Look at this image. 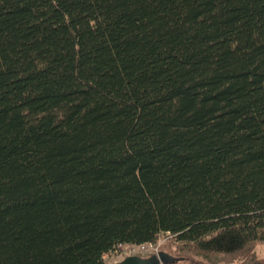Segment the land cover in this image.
<instances>
[{"label": "trees", "instance_id": "16d2710c", "mask_svg": "<svg viewBox=\"0 0 264 264\" xmlns=\"http://www.w3.org/2000/svg\"><path fill=\"white\" fill-rule=\"evenodd\" d=\"M264 264V0H0V264Z\"/></svg>", "mask_w": 264, "mask_h": 264}, {"label": "built area", "instance_id": "2783aa9c", "mask_svg": "<svg viewBox=\"0 0 264 264\" xmlns=\"http://www.w3.org/2000/svg\"><path fill=\"white\" fill-rule=\"evenodd\" d=\"M162 240L149 241L139 244L134 243H119L112 250L103 254V260L105 257L114 259V263L131 255H149L157 254L160 251Z\"/></svg>", "mask_w": 264, "mask_h": 264}, {"label": "water", "instance_id": "95a60500", "mask_svg": "<svg viewBox=\"0 0 264 264\" xmlns=\"http://www.w3.org/2000/svg\"><path fill=\"white\" fill-rule=\"evenodd\" d=\"M178 259L163 251H159L157 254H151L149 256H127L115 264H172Z\"/></svg>", "mask_w": 264, "mask_h": 264}, {"label": "rangeland", "instance_id": "374dc122", "mask_svg": "<svg viewBox=\"0 0 264 264\" xmlns=\"http://www.w3.org/2000/svg\"><path fill=\"white\" fill-rule=\"evenodd\" d=\"M158 240H162V242H167L169 240V234L168 233H161L159 236H158ZM163 243V244H164ZM162 245V244H161ZM163 246V245H162ZM162 246H160V250L163 249V250H171V246H164L162 248ZM256 253L258 255V257H264V244H259L257 247H256ZM114 259L113 258H110V257H105L104 259V264H115L114 262ZM178 264V263H177ZM181 264V263H180ZM183 264H187L186 262L183 263Z\"/></svg>", "mask_w": 264, "mask_h": 264}]
</instances>
